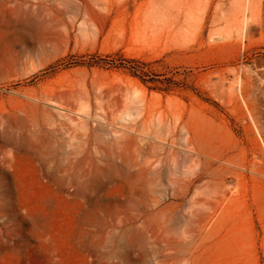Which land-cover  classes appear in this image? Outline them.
I'll use <instances>...</instances> for the list:
<instances>
[{
	"label": "rangeland",
	"instance_id": "374dc122",
	"mask_svg": "<svg viewBox=\"0 0 264 264\" xmlns=\"http://www.w3.org/2000/svg\"><path fill=\"white\" fill-rule=\"evenodd\" d=\"M124 241L264 264V0H0V264Z\"/></svg>",
	"mask_w": 264,
	"mask_h": 264
},
{
	"label": "bare ground",
	"instance_id": "6f19581e",
	"mask_svg": "<svg viewBox=\"0 0 264 264\" xmlns=\"http://www.w3.org/2000/svg\"><path fill=\"white\" fill-rule=\"evenodd\" d=\"M17 146L25 148L27 146V143H19L17 144ZM119 172H120V167L116 168ZM123 236V235H122ZM87 238H97L98 240H100V242H104V240H109V239H117V234L113 231H109L107 230V228H100L96 231H94V233H90L89 231H84L81 234L80 240H79V244L80 246H78L75 250L76 256L80 257L82 259H85L86 255L83 253H88L90 256L97 257V251H96V243L97 242H90L87 243ZM120 242V241H119ZM100 244H98L97 246H99ZM142 248V246H141ZM141 248H137L136 245L131 244L129 246L126 245L125 241L123 242V246H122V250L121 249H117L115 251L116 255H119L117 257V261H112L109 260L110 258H107V260L102 261V264H137L138 261H143V256H144V251L143 248L141 250ZM134 251H139V253L137 255H135L133 252ZM79 255V256H78ZM93 263H100L99 261H94Z\"/></svg>",
	"mask_w": 264,
	"mask_h": 264
}]
</instances>
